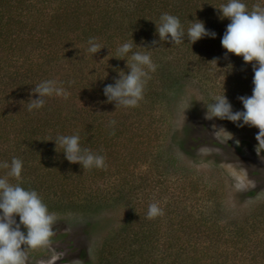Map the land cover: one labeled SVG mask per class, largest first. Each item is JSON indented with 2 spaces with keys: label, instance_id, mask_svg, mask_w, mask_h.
<instances>
[{
  "label": "trees",
  "instance_id": "obj_1",
  "mask_svg": "<svg viewBox=\"0 0 264 264\" xmlns=\"http://www.w3.org/2000/svg\"><path fill=\"white\" fill-rule=\"evenodd\" d=\"M227 3L228 0H0V49L15 55L19 53L15 57L17 60L23 58L19 71L14 73L15 77L10 80L11 75H7L8 81L4 86L11 89L7 88L2 97L18 93L21 84L26 83L24 87L28 88L35 83L36 87L42 82L36 80L40 74H45L44 77L58 76V82L70 86L74 82L77 86L76 82L83 83V78L86 81L88 77H95V72H104L101 70H106L107 63L113 61L114 67L126 64L128 58H121L117 49L121 44L133 40L138 46L150 48L147 51L152 59H156L154 62L157 65L156 72L149 73L143 99L136 107H128L130 123H140L139 131L147 129V132L140 133L143 146L148 139L153 140L150 125L156 118L151 112L152 105L159 101L161 104L168 94L180 92L188 81L201 84L206 109L213 103L214 97L222 96L225 92L233 111H238L241 104L238 98L252 95V65L245 64L242 57L233 54L228 61L232 67L227 65L229 71H225L226 75L232 76H227L232 79L231 88L227 91L225 80L215 84L218 78L225 77L220 75L221 71L208 72L204 64L195 59L197 52H201L199 45L207 38L191 45L185 37L183 44L173 45L160 42L155 27V24H159L160 16L168 13L180 19L185 31L193 20L204 22L206 29L212 31L216 20V23H222L225 32L230 20L221 19V12L214 17L211 9L219 10ZM256 5L251 0L247 10L251 12ZM45 7L48 17L47 23L42 26L46 29L23 33L25 28L28 29V23L23 19H28L32 13L35 17L36 12H41ZM224 32L216 31L220 45ZM28 33L30 41L23 40ZM91 38H95L103 48L97 53V62L102 61L99 70H94L96 65L92 53L87 51V42ZM154 40L157 41L155 45L152 44ZM133 50L145 51L135 47ZM124 68V72H128L126 65ZM37 70L41 73H37ZM107 72L99 75L100 80L94 83H104V88L119 78L118 73ZM156 83L158 85L155 87ZM89 92V111L83 112H75L72 107L63 108L60 106L61 98L55 95L44 98V106L39 110L29 111L30 100L38 99L33 92L24 99L22 112L18 110L20 121L15 126L22 131L14 127L13 138L10 137L11 132H3L1 136L0 123V141L6 140L7 144L5 148L1 146L0 151L14 150L23 161L21 179L8 177L9 183L36 191L51 212L78 210L89 214L94 209L103 211L113 206H128L125 221L96 249L93 264H264V246L256 244V220L259 217L252 214L245 221L234 215L228 217V221L222 218L223 211L226 217V207L218 199H210L201 178L192 168L179 171L175 167L178 166V158H171L167 153L150 156L149 168L157 167V174L151 175L149 169L148 175H132L133 182L127 184L129 188L125 195H119L114 201L106 194L93 195L95 190L92 184L97 182L94 168L84 169L79 164H70L64 158L63 148H56L54 142L58 136L78 134L81 148L98 155L106 153L105 147L114 145L105 137L112 131L104 126L101 119H95L107 113L100 104L95 103V95ZM18 97L14 105L16 109ZM103 99L105 101L106 98ZM140 104L145 109H141ZM16 114L14 109L1 114L5 127H10L13 121L15 123L13 116ZM24 115L30 123L24 121ZM229 125L240 128L232 122ZM51 126H57V130H48ZM32 152L41 155L32 159ZM5 156L0 154V164L7 162L9 157ZM8 171L0 167V177L6 176ZM170 184H173L175 193L169 194ZM206 193L208 198H204ZM166 196H171L169 202ZM154 199L163 201L159 206L164 214L149 219L148 208ZM203 200L211 203V207L203 208ZM260 217L262 221L264 216L261 214Z\"/></svg>",
  "mask_w": 264,
  "mask_h": 264
},
{
  "label": "rangeland",
  "instance_id": "obj_2",
  "mask_svg": "<svg viewBox=\"0 0 264 264\" xmlns=\"http://www.w3.org/2000/svg\"><path fill=\"white\" fill-rule=\"evenodd\" d=\"M241 2L247 6L251 0H241ZM254 3L264 7V0H254ZM215 12L217 13L216 16ZM219 12L216 8L211 9L214 17H218ZM32 16L33 13L30 16L31 18L23 19L24 22L28 23V29L25 28L23 33L44 31L46 29L42 25L47 23V7L41 12H36L35 17ZM213 26L215 28H213L212 32H224L222 23H216L215 20ZM218 39H220L219 35H216L215 39L207 38L199 45L201 52H197L198 55L195 59L201 61L208 72L218 73L219 69V72L221 71L220 75L225 77L218 78L215 84L225 80V83L228 84V91L231 88L230 82L232 80L228 77L232 76L226 75L225 71H229L227 65H229L228 61L233 58V54L226 53V50L218 43ZM23 40L30 41L29 33L23 37ZM17 55L0 49V116L3 112L8 113L12 109L17 111V114L13 116L15 123L13 121L8 128L4 126L3 118H0L2 126L1 136L3 132L7 134L11 132V138L14 136L12 129L20 121L18 110L21 111L24 106V99L29 98L35 88V83L28 88L24 87L26 83L21 84L18 93L11 97H2L7 88L11 89L10 86H4L8 81L7 75H11L9 78L11 80L16 75L14 73L19 71L20 64L23 63V58H20V60L15 58L18 57ZM92 58L96 65L94 70H99L98 68H100L99 65L102 61L99 60L97 62L99 59L97 54L94 56L92 54ZM155 60L154 58L152 59L154 64ZM213 60L216 62H212ZM113 64V61L110 64H105L107 73H118L117 70H125V63L118 67L112 66ZM236 65L237 63L235 62L234 66ZM89 70L91 71V66ZM106 70L102 69L101 71L106 72ZM104 72H95L96 76L93 78L88 77L86 81L83 78V83L76 82L77 86L71 79V86L65 82H58L59 80H56L58 76L49 77L46 75V78L44 77L45 74H40L36 79L38 81L54 80L59 86L67 90L69 93L67 99L60 96L62 103L60 106L65 109L72 107L75 112L89 111L88 104L91 103L88 100V95L89 91H91L95 95V103L100 104L107 113L106 116H98L95 119H101L104 126L112 131L110 134H106L105 137L114 145L108 148L105 147L104 152L107 150L106 153L101 154L105 157L106 167L94 168L97 174V182L92 184L95 190L93 195L106 194L110 200L112 199L111 201H114L119 195H125V191L129 188L127 184L133 182L132 175L134 177L148 175L150 173L149 169L151 175L157 174V167L151 166L149 168L150 156L167 153L172 156L171 158H178V166L175 167L179 171L183 172L185 168H192L197 177L201 178L203 186L205 185V190L211 196L210 199H218L226 207L224 208V210L226 209V217L223 211L222 218L224 217L226 220L234 215L245 221L250 219L252 214L259 217V220H256L258 229L256 244L259 247L264 246V219L262 221L260 219L261 214L264 216V149L256 151L258 141L255 139L259 130L254 127L248 128L247 126H245V129L240 127L239 130L229 125V122L225 123L216 118L206 119L207 109L201 84L188 81L180 92L168 94L167 97L163 98L161 104H159V101L158 104L152 105L151 112L153 111V115L156 118L150 125L153 140L148 139L143 146L140 133L143 131L147 132V129L139 131L138 125L140 123H130L131 113L129 108L124 106L115 107L114 104L103 102L104 83L99 85V82H94L99 81L98 76ZM37 73L41 72L37 70ZM125 73L127 74V71ZM152 73L154 72H150V74ZM156 85L158 83L155 84V87ZM155 92L158 93V90L156 89ZM17 96H19L17 99L19 101H17L16 109L14 105ZM140 107L145 109L141 104ZM238 107V111L244 110L242 104H239ZM23 119L30 123L25 115ZM30 120L32 121V119ZM112 120H116V122L110 126V121ZM51 127L48 130H57V126ZM16 129L21 130L18 127ZM117 133L120 135H117ZM127 139L131 141L128 142ZM99 140H102V138L99 137ZM6 145V140L0 141V147L3 146L5 148ZM110 147L111 149H109ZM15 152L14 150L10 152L0 151V154L6 155L5 158L9 157L7 162L11 163L16 155ZM40 155L34 152L32 159L37 156L40 157ZM16 158L22 160V157L18 155H16ZM65 187L67 188V185ZM168 189L170 190L169 194L175 193L173 184H170ZM75 196L76 198L79 197V195ZM170 197L166 196L168 202ZM208 197L206 193L204 198ZM74 200L76 201L75 198ZM162 200L164 201V198ZM162 200L154 199L153 203L161 205ZM206 201L203 200V208L211 207L212 204L206 203ZM128 212V206L118 208L113 206L103 211L94 209L89 214L80 213L78 210L68 213H62V210H58V212L49 211L55 217L52 226L54 235L46 246L27 250L26 264H88L90 262L93 264L96 249L101 246L105 238L109 237L111 233L123 224ZM16 220L19 223L18 216ZM21 230L26 232L23 227Z\"/></svg>",
  "mask_w": 264,
  "mask_h": 264
},
{
  "label": "clouds",
  "instance_id": "obj_3",
  "mask_svg": "<svg viewBox=\"0 0 264 264\" xmlns=\"http://www.w3.org/2000/svg\"><path fill=\"white\" fill-rule=\"evenodd\" d=\"M219 10L222 13L221 19L230 20L221 39V45L226 53L242 57L245 64L252 65L253 90L251 96L238 98L243 105V111H233L225 92L222 96L214 97L213 103L207 106L205 118L227 120L238 127L257 128L259 131L255 139L258 141L256 147L258 151L264 149V7L256 5L249 12L241 0H228V3L222 5ZM155 27L159 41L173 45L183 44L185 37L191 45L204 38H216V33L207 30L204 22L190 21V26L185 31L180 19L168 13L160 16L159 24H155ZM87 43V51L93 56L103 49L95 38L89 39ZM156 43L155 40L152 42L153 45ZM134 47L143 48L145 51H134ZM147 49L150 48L138 46L133 40L118 47L119 56L128 58L121 59L126 61L128 72L126 74L122 70H117L119 78L103 89L106 98L104 103L114 104L115 107H136L143 99L145 83L150 78L149 73L155 72L157 68ZM34 93L38 99L30 100L29 111L42 108L46 97L55 95L67 99L69 96L67 90L54 80L42 81L34 88ZM114 124L115 121H110V126ZM54 142L56 148L57 146L63 148L64 158L70 164H79L84 169L106 167L104 156L81 148L78 134L58 136ZM0 167L9 169L6 176L0 177V264H26L28 249H37L50 242L54 235L52 226L55 217L49 213L36 191L9 183L8 177L21 179L22 160L14 157L10 165L3 162ZM163 214V209L157 203L149 205L147 213L149 219ZM17 216L19 223L16 220ZM22 227L26 232L21 230Z\"/></svg>",
  "mask_w": 264,
  "mask_h": 264
}]
</instances>
